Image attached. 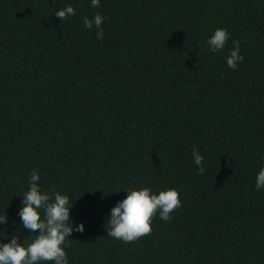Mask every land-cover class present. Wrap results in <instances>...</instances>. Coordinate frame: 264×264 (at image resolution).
<instances>
[{"label": "trees", "instance_id": "obj_1", "mask_svg": "<svg viewBox=\"0 0 264 264\" xmlns=\"http://www.w3.org/2000/svg\"><path fill=\"white\" fill-rule=\"evenodd\" d=\"M97 13L102 39L83 25ZM261 168L264 0H0V243L38 234L18 215L35 170L84 225L68 264H264ZM145 187L182 206L138 241L107 235L111 208Z\"/></svg>", "mask_w": 264, "mask_h": 264}, {"label": "clouds", "instance_id": "obj_2", "mask_svg": "<svg viewBox=\"0 0 264 264\" xmlns=\"http://www.w3.org/2000/svg\"><path fill=\"white\" fill-rule=\"evenodd\" d=\"M100 0H91V7H99ZM76 14L75 9L69 5L55 12V16L61 21ZM104 17L97 13L93 19L83 18V25L87 29L94 26L97 29L96 38L102 39L104 31L101 28ZM229 35L226 29L218 28L210 39L207 47L213 53L223 50ZM234 50L227 57V65L235 70L244 57L240 55L239 41H233ZM193 159L198 168L197 174H203L205 169L201 167L203 157L194 148ZM40 177L35 170L30 176L28 191L22 196V207L19 217L24 229L30 233H36L35 239L23 246L17 235H13L9 243H0V264H68L66 252L62 245L73 231L83 233V223L73 227L70 220V209L73 204L68 196L61 195L52 186L48 191H41ZM264 188V168H261L256 177V189ZM182 206L180 194L176 189L160 191L153 194L150 188L139 190L129 189L127 196L119 201L110 211L108 219L107 235L122 240L125 243L138 241L140 238L152 233V218L159 213L161 220L167 222L172 219L171 213ZM43 213V216L42 214ZM7 223V216L0 217V224Z\"/></svg>", "mask_w": 264, "mask_h": 264}]
</instances>
